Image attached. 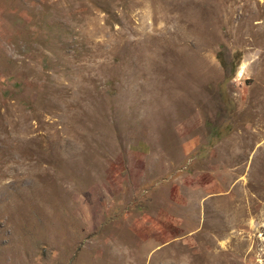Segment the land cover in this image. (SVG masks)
I'll return each instance as SVG.
<instances>
[{
    "label": "rangeland",
    "instance_id": "1",
    "mask_svg": "<svg viewBox=\"0 0 264 264\" xmlns=\"http://www.w3.org/2000/svg\"><path fill=\"white\" fill-rule=\"evenodd\" d=\"M0 264H264V0H0Z\"/></svg>",
    "mask_w": 264,
    "mask_h": 264
}]
</instances>
